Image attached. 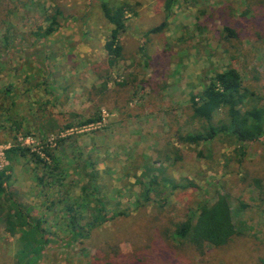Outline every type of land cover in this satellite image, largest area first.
I'll use <instances>...</instances> for the list:
<instances>
[{
    "label": "rangeland",
    "instance_id": "1",
    "mask_svg": "<svg viewBox=\"0 0 264 264\" xmlns=\"http://www.w3.org/2000/svg\"><path fill=\"white\" fill-rule=\"evenodd\" d=\"M165 2L0 0V47L8 48L0 52V171L10 168V190L26 217L11 234L5 215L16 207L1 209L0 264L34 256V264H264V139L177 142L179 133L201 129L190 119V95L216 73L233 67L264 95V0H177L170 11ZM122 3L134 13L119 38L122 57L109 67L111 26L101 4ZM52 16L55 31L37 38ZM97 114L99 122L76 127ZM224 118L220 112L215 122ZM12 147L28 148L49 167L28 157L9 161ZM92 171L109 215H124L75 240L59 202L72 203ZM154 176L144 204V184ZM219 195L237 230L231 241L198 248L176 240V225Z\"/></svg>",
    "mask_w": 264,
    "mask_h": 264
},
{
    "label": "trees",
    "instance_id": "2",
    "mask_svg": "<svg viewBox=\"0 0 264 264\" xmlns=\"http://www.w3.org/2000/svg\"><path fill=\"white\" fill-rule=\"evenodd\" d=\"M176 1L166 0L165 11H170V8ZM101 10L104 18L111 26L109 37L104 44L107 65L114 67L115 63L122 57L123 48L119 38L126 29V15L134 13V11L127 3L114 7L101 4ZM55 21L56 17L52 16L51 23L43 33L36 34L37 38L47 39L55 31ZM165 24L163 23L151 29L150 32H161ZM224 32L227 35L235 37V33L227 27L224 28ZM4 43V48L0 47V52L8 49L6 48L7 43ZM5 57V55L0 54L1 64L5 63ZM102 89H106V85H102ZM189 103L191 109L190 119L191 121L200 122L201 129H192L185 135L179 133L177 136L178 143L198 147L201 144L215 141L221 136L234 138L237 142L241 143H253L264 139V95L247 88L243 84L240 73L233 67H228L224 71L216 73L209 79L208 84L200 92L190 95ZM220 112L224 114L225 118L215 122V117ZM100 119L101 117L97 114L78 123L76 127L94 124L99 122ZM15 127L19 128V123H15ZM72 127L74 126L68 124L64 129L68 130ZM15 156L28 157L36 165H41L42 169L49 167L37 154L34 152L30 153L28 148H10L7 151V158L10 161ZM50 159L54 162L53 156ZM86 163L94 167V163L89 158L86 159ZM7 169L10 170V168ZM8 170L0 171V213L4 209V205H7L8 208L16 207L14 212L16 214V221L12 220V215L15 214L7 212L5 215L7 231L14 234L16 232V225H18L17 223H26V217L24 216L25 219L21 217L23 214L22 206L14 198L10 190V175L8 174ZM96 176L97 173L93 171L88 174L87 182L80 187V193L73 199L72 203L67 204L63 200L59 202L64 209L63 219L67 230L72 234V239H86L93 230L102 227L105 223L120 215H124L122 212L117 213L113 211H110L111 214L109 215V211L107 210L111 205L108 201H104L102 196H99L100 188L95 182ZM44 182L43 176L37 178V183L43 184ZM187 183L189 187L194 188V185L190 181ZM156 184L157 176H154L153 180L149 181L147 185L144 184V204L149 201V194L154 190L153 186ZM188 185L184 188H187ZM178 187L177 184L170 186L171 190ZM87 200L90 204L92 203V206H88L87 214L83 215V204ZM138 204L136 202V205ZM33 227L34 230H42L38 224H35ZM236 233L237 230L232 221L229 202L224 195H219L213 203H208L207 200L201 202L196 210L192 212L191 217L178 223L174 230L176 240L187 242L198 248L203 246L223 247L231 241ZM47 242L49 241L47 240ZM67 244L69 245V243ZM68 245L64 246L68 247ZM35 259L36 257L34 256L27 263L34 264L32 262ZM138 262L141 264L147 263V261L142 260H138Z\"/></svg>",
    "mask_w": 264,
    "mask_h": 264
}]
</instances>
